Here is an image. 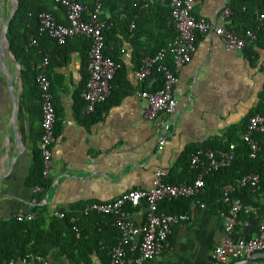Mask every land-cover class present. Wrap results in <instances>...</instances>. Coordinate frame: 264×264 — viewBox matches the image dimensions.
<instances>
[{
  "label": "crops",
  "instance_id": "crops-1",
  "mask_svg": "<svg viewBox=\"0 0 264 264\" xmlns=\"http://www.w3.org/2000/svg\"><path fill=\"white\" fill-rule=\"evenodd\" d=\"M79 1L86 12L93 8V0ZM228 2L195 0L193 14L216 27H226L228 21L221 18V11ZM121 8L123 14L128 11ZM10 11V0H0V219L18 213L32 219L40 210L62 218L64 215L59 214L70 208L82 215L81 209L91 202L110 201L134 188H149L155 171L164 168L170 173L187 146L221 136L227 127L241 123L264 89V49L255 48L257 58L251 63L243 50H227L223 37L214 31L201 34L191 60L178 73L179 82L173 90L176 109L160 148L158 122L145 115L146 101L138 95L147 84L138 78L139 56L134 47L144 46L150 51L158 31L149 23L143 35H116L120 70L113 97L123 95L106 109L99 107L103 114L97 121L91 115L83 117L77 107L76 92L86 77L87 51L83 38L72 37L64 46L63 57L55 58L48 70L60 125L46 177L49 186L36 191L29 175L33 149L39 147L40 100L37 93L24 89L23 66L2 35ZM38 195H42L40 201ZM145 210L143 203L132 208L129 219L140 225ZM188 211L189 219L172 227L168 247L140 264H216L213 251L223 238L255 237L261 220L256 216L244 220L239 217L240 223L227 232L223 210L214 204L192 205ZM71 219L74 221V216ZM90 226L87 223L85 227ZM97 231H102L99 239L113 241L106 229ZM140 240L141 235H134L130 243L137 246ZM55 255L54 249L46 258L48 264L55 263ZM106 260L103 249L90 253V264H106ZM64 262L70 264L66 258ZM17 264L41 263L30 260ZM219 264H264V252L240 263L232 259Z\"/></svg>",
  "mask_w": 264,
  "mask_h": 264
},
{
  "label": "trees",
  "instance_id": "trees-1",
  "mask_svg": "<svg viewBox=\"0 0 264 264\" xmlns=\"http://www.w3.org/2000/svg\"><path fill=\"white\" fill-rule=\"evenodd\" d=\"M77 1L81 3V1ZM98 1L101 4L99 20L105 24L102 28L104 43L102 53L104 57L117 63L119 68L111 81L109 97L105 102L97 105L94 112L89 114L94 121L102 118L103 113H100L101 109L99 110V107L102 106V109H106L112 103H116L119 97L123 95V93H120L116 99L113 97V94L115 95V80L120 70L119 47L115 44L116 35H124L125 32L129 35H143L142 33L146 30L147 24L150 23L151 27L154 26L158 34L154 39L155 46L150 51H147L144 46L134 45L139 58L142 55H154L177 35L176 28L169 23V0ZM94 2L95 0H93V5ZM227 6L232 11L227 20V28L233 29L238 35H243L245 30L250 28L256 31V41L242 49L245 56L251 63H254L257 58L255 48L264 49V0H229ZM121 7L128 11L124 14L119 12L122 9ZM41 11L51 12L57 21L66 22L63 8L53 0H17V8L7 28L11 53L23 66L21 71L23 87L27 91L37 93L40 108L41 97L35 81L36 71L33 66L42 59L44 54L49 53L52 55L47 69V76L50 81V92L53 94L52 81L48 70L55 58L60 59L63 57L65 53L63 51L64 46L69 41L68 39L66 43L59 45L48 35L38 32L37 16ZM87 13L84 10L83 17H86ZM194 16L199 18L195 14ZM149 17H152L153 21L147 20ZM132 22L135 24L130 27ZM130 28L132 29L129 32ZM200 35L201 33H196L195 44ZM80 37L83 38L84 49L87 51V66L90 40L85 36ZM32 39L35 40V43H32ZM142 50L144 51L141 53ZM164 62L168 66H172L170 54L166 56ZM162 75V72L153 67L151 73L154 79L153 90L162 86ZM87 78L88 71H86L81 89L76 92L77 107L80 112L84 105L81 92ZM256 113L264 115V89L260 94L259 102L241 123L227 127L221 136H214L205 142L187 146L178 159L176 167L170 169V173L165 180L172 183L192 182L196 176V171L190 167L189 160L190 154L197 149L229 150V145L234 144L235 146L231 150L233 159L230 164L204 176V187L201 194L190 198L165 199L159 203V209L167 213L186 212L193 205V202L198 199L206 207H211L214 204L220 210L227 211L228 206L222 200L221 188L227 183H233L236 191L232 197L241 198L244 206L239 217L243 220L253 216L262 219L264 216V132L253 134V139L257 142L259 148L254 156L251 155L249 143L242 139V134L247 128L248 118ZM56 124L57 131L60 125L58 116ZM42 169L40 147H35L33 149V166L29 175V183L32 187L42 186L44 189L49 186L50 182L43 177ZM248 173L259 174V190L253 192L249 187L238 185V180ZM41 196L38 195V201L41 200ZM125 208L131 210L133 207L127 205ZM74 209L76 208H70L62 218L40 210L32 219L18 220L15 216L9 219H0V264H8L11 259L17 264L19 259L24 257L30 261L32 256L37 255L47 258L54 249L56 250L54 264H66L64 258L70 264H90V253L94 250L99 252L101 249L104 250L107 256V264V250L118 241L120 235L119 231L112 225L113 217L103 214L76 215L73 213ZM72 216L75 218L74 221L71 219ZM87 223L91 224L88 228L85 227ZM98 229H106L109 236H113V241L111 239L109 242H105L106 240L99 239L98 235L102 231H97ZM137 254V251L128 252V263L133 264L132 260Z\"/></svg>",
  "mask_w": 264,
  "mask_h": 264
},
{
  "label": "built area",
  "instance_id": "built-area-1",
  "mask_svg": "<svg viewBox=\"0 0 264 264\" xmlns=\"http://www.w3.org/2000/svg\"><path fill=\"white\" fill-rule=\"evenodd\" d=\"M61 6L65 13L66 22H59L51 12L41 11L38 14V32L46 34L54 39L59 45L75 36H85L90 40L88 50L87 71L88 78L81 92L84 105L81 109L83 117L95 111L97 105L105 102L111 92V81L117 72L119 65L110 58L104 57L102 28L104 22L99 20L101 4L95 0L92 10L83 17L84 5L77 0H53ZM195 0H169L170 20L169 23L177 30V35L158 50L154 55H142L139 58L138 78L147 84L138 95L146 101L145 115L148 118L156 119V133L159 135L160 148L166 142L169 131V118L176 109V100L173 96L175 85L179 82L178 73L186 65L195 51V36L199 32L204 34L209 30L214 31L224 39L225 47L229 51L242 50L257 39L256 31L253 28L245 30L243 35H238L233 29L227 27H216L205 18H195L193 6ZM231 9L226 6L221 11V18L228 20L231 16ZM134 22L130 27L134 26ZM32 42H35L32 39ZM170 54L172 66L166 64L165 58ZM52 55L46 53L42 59L34 64L36 71L35 81L41 97V134L39 147L41 151L43 177L48 176V168L51 164L52 145L55 140L57 126V115L53 104L52 93L50 92V81L47 76V69ZM153 67L162 72L163 83L160 88L152 89L154 79L151 76ZM264 132V115L256 113L248 118L247 128L242 134V139L249 143L251 155L258 151L257 142L253 134ZM234 144L229 145V150L197 149L190 154V167L196 171L192 182H167L168 170L157 169L154 173L152 186L149 188H134L119 195L115 199L106 202L94 201L81 209V213L103 214L113 217L112 225L119 231L118 241L108 248L107 264H127V253L137 251L138 254L132 260L133 264H140L160 255L168 247V237L174 225L186 222L189 219V211L178 213H167L159 209V203L165 199L190 198L203 192L204 176L214 170L225 167L233 159L232 149ZM241 187H249L255 192L260 189V176L257 173H248L238 180ZM38 186L35 190H40ZM43 189V188H42ZM222 200L227 204V211L222 215L225 220V231H231L240 223L239 214L244 209L243 202L239 197H232L236 191L233 183L222 186ZM145 205L144 221L136 225L129 219L130 210L127 205L133 208ZM193 205L205 207V204L196 199ZM63 216L64 213H60ZM18 220L30 219V215L16 214ZM141 235V240L136 246L130 243L134 235ZM258 252H264V216L260 220L259 230L255 237L223 238L213 251V259L216 264L225 263L228 260H235L237 263L250 259ZM30 260L41 264H48L42 256H32ZM29 260L24 257L18 262L27 263ZM8 264H16L11 259Z\"/></svg>",
  "mask_w": 264,
  "mask_h": 264
},
{
  "label": "water",
  "instance_id": "water-1",
  "mask_svg": "<svg viewBox=\"0 0 264 264\" xmlns=\"http://www.w3.org/2000/svg\"><path fill=\"white\" fill-rule=\"evenodd\" d=\"M10 4H11L10 14L8 16L7 21L3 24L2 29H1L2 35L4 36L6 41H8L7 40L8 39L7 38V28H8V25L10 23V20L12 19L13 15H14V12H15V10L17 8V0H10ZM8 50H9V45H8Z\"/></svg>",
  "mask_w": 264,
  "mask_h": 264
}]
</instances>
